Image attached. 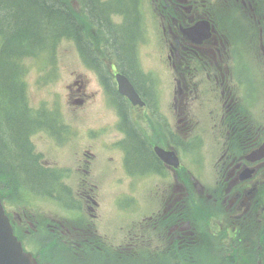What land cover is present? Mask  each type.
<instances>
[{"label":"flooded vegetation","instance_id":"1","mask_svg":"<svg viewBox=\"0 0 264 264\" xmlns=\"http://www.w3.org/2000/svg\"><path fill=\"white\" fill-rule=\"evenodd\" d=\"M182 1L208 18L210 30L202 43L188 41L187 48H196L195 53L172 58L174 67L185 61L186 71L177 80L168 68L170 77L161 92L146 81L138 67L134 39L124 35L129 27L137 29L135 19L118 26L106 6L98 4L102 8L93 10L89 3L75 6L78 58L92 72V76L74 75L67 86L66 106L81 120L82 128L76 131L75 125L58 116L49 123L43 109L33 115V108L21 106L15 93V69L10 63L2 66L0 89L11 103L0 104V130L6 131L10 118L20 123L18 127L23 125L28 159L40 171L35 181L10 170L13 177L7 187L33 191L55 187L73 191L72 197L76 191L80 199L75 205L62 193L70 206L53 195L46 200L52 203L49 210L29 204L24 205L23 215L14 210L17 230L29 244L38 245L29 250L38 260L47 254L40 250V236L56 238L59 248L63 242L75 248V236L87 234L109 255L105 264H264V157L247 158L264 154L257 150L264 143V122L256 124L250 117L264 113V108L257 110L255 104V67L239 71L244 56L236 52L238 44L264 47V6H259L264 0ZM89 23L98 27V37L105 33L103 51L88 54L86 47L94 44L85 37ZM13 51L9 43L7 54ZM0 57H6L2 50ZM194 60H200L199 70L190 65ZM118 72L130 79L143 103H134L120 91ZM8 75L12 80L7 81ZM196 101L200 108L193 110ZM82 111H90L85 126ZM202 118L200 135H193ZM65 131L73 137L76 133L79 150L68 154L69 162L59 174L49 154L29 148L34 137L62 139ZM96 191L113 193L100 203ZM82 214L89 219L77 225L75 216ZM38 215L48 220L42 228L49 230L35 227ZM65 217L72 218L68 224L63 223ZM112 254L117 257L112 259Z\"/></svg>","mask_w":264,"mask_h":264},{"label":"trees","instance_id":"2","mask_svg":"<svg viewBox=\"0 0 264 264\" xmlns=\"http://www.w3.org/2000/svg\"><path fill=\"white\" fill-rule=\"evenodd\" d=\"M87 2L92 10L102 8L98 6L97 0H87ZM98 9H96V12L100 15V10ZM42 23L45 24V28ZM62 29L73 31L72 29H75V21L67 11L65 4L61 3L60 0H0V30L9 34L12 33L15 37L18 36V41H20L18 45L44 43L50 40L53 34ZM128 31L129 35H124L130 38L133 30L129 27ZM31 36L35 37L32 43L29 42L32 41L30 40ZM127 37L126 39H128ZM13 40L9 42L12 47L16 46ZM35 41L39 43H35ZM119 47L122 51L124 50L123 45H119ZM10 80L12 78L8 75L7 81ZM17 124L20 123L10 118L6 131L0 130V160L2 168L8 172L11 170L18 177L20 175L28 176L36 181L40 177V171L37 165H32L28 159L24 128L22 127L23 125L18 127Z\"/></svg>","mask_w":264,"mask_h":264},{"label":"rangeland","instance_id":"3","mask_svg":"<svg viewBox=\"0 0 264 264\" xmlns=\"http://www.w3.org/2000/svg\"><path fill=\"white\" fill-rule=\"evenodd\" d=\"M124 5L127 6L128 4L125 2ZM42 25L45 28V24L42 23ZM37 28H38V26H37ZM40 28H41V26H40ZM39 33L42 36L45 37V35H43L41 32H39ZM126 34L129 35V32H127ZM137 34H138L137 29L136 28L133 29V32L130 35V38L136 40L137 39ZM9 37H10L9 42H12L13 38H15L13 40V43H15V45H16V46L13 47L14 50H17V49H20V48L23 47L21 45H18L20 43V41H18V36L15 37L14 34L11 33V34H9ZM30 40H32V41H29L30 43L34 42L35 37L31 36ZM35 43H39V42L35 41ZM166 43L168 44L167 41H166ZM143 44L145 46L149 47L152 50V51H150V54H149V52H147V53L145 52L147 58H150V59L153 58L154 61H156L154 56L156 58H160V56H161V54L163 52V45H162V43H161V41H160V39H159V37L157 35V32H156V24H150V23L147 24V26L145 28V33H144V36H143ZM10 45H11V43H10ZM128 52H129V48H128ZM53 54H55V58H52V59L47 58V59L48 60H56L57 74H58V77L60 78V81L55 86V89L61 90L62 83L63 84H68L70 82V80H71L72 72H73V78H74V75L81 74V72H86V73H88L89 76H92L91 73L88 71V69L82 63L75 62V44H74L73 41L62 39L60 41L59 46L57 47L56 51ZM146 57L144 55L140 56V62L143 63V62L146 61L147 62L146 64L150 65V60L147 59ZM28 62H32V60H28ZM49 65H51V64H49ZM37 74H38V71L34 72V71L30 70V75H37ZM92 85L93 84H91V86ZM28 87L32 88V89H36L37 85H36V83L29 81ZM15 93L19 94L17 89L15 90ZM91 103L92 102H90V104ZM17 106H20V105H17ZM18 108H17V110H18ZM89 113H90V111L88 113H86L85 111L81 112V114H83V117L87 121L89 120V117H88ZM78 116H79V113L75 114V116L73 114L72 117L68 116V120H67V118H65V121L66 122L69 121L72 125H77L78 122H79ZM104 160L105 159L102 158V163L104 162ZM97 193H99V191ZM109 197H110L109 192L104 191V193H103V191H101V195L99 197V201H101V199H108ZM27 204H31L32 205V202L27 200ZM107 221H113V218H109L108 217Z\"/></svg>","mask_w":264,"mask_h":264},{"label":"water","instance_id":"4","mask_svg":"<svg viewBox=\"0 0 264 264\" xmlns=\"http://www.w3.org/2000/svg\"><path fill=\"white\" fill-rule=\"evenodd\" d=\"M11 235L9 222L4 217L0 205V264H31ZM9 248L11 251L8 250ZM17 255L22 257V261L17 259Z\"/></svg>","mask_w":264,"mask_h":264}]
</instances>
